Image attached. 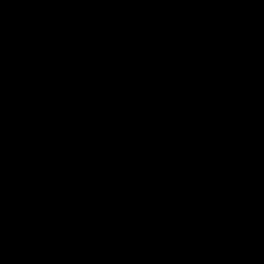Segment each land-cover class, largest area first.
Segmentation results:
<instances>
[{"label": "water", "instance_id": "95a60500", "mask_svg": "<svg viewBox=\"0 0 264 264\" xmlns=\"http://www.w3.org/2000/svg\"><path fill=\"white\" fill-rule=\"evenodd\" d=\"M120 264H264V0H199Z\"/></svg>", "mask_w": 264, "mask_h": 264}]
</instances>
